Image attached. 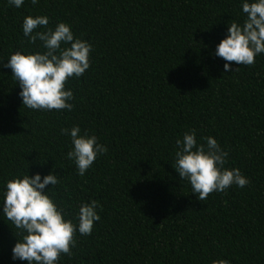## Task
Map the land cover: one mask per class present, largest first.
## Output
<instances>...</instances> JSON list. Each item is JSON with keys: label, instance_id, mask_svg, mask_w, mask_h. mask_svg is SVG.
<instances>
[{"label": "trees", "instance_id": "1", "mask_svg": "<svg viewBox=\"0 0 264 264\" xmlns=\"http://www.w3.org/2000/svg\"><path fill=\"white\" fill-rule=\"evenodd\" d=\"M243 2L0 0V62L43 53L23 35L29 15L47 16L53 30L67 23L93 48L90 68L66 84L72 111L24 107L11 69L0 67V264H27L12 259L20 236L3 216L6 183L50 173L59 183L45 191L66 219L78 223L81 204L101 206L92 234L77 231L73 256L58 264H264V54L228 72L215 56L228 25L246 19ZM73 126L108 149L83 176L61 134ZM192 129L198 144L216 139L225 168L250 185L199 201L174 170L176 140Z\"/></svg>", "mask_w": 264, "mask_h": 264}, {"label": "clouds", "instance_id": "2", "mask_svg": "<svg viewBox=\"0 0 264 264\" xmlns=\"http://www.w3.org/2000/svg\"><path fill=\"white\" fill-rule=\"evenodd\" d=\"M9 5L20 8L24 0H8ZM36 5L38 0H31ZM246 19L242 24L231 22L227 36L216 46L215 56L222 58L224 71H231L230 64L254 66L255 58L264 54V0L242 3ZM47 16H26L23 20V35L29 44L42 43L43 53L22 54L17 51L7 63L0 67L10 68L13 79L21 91L22 105L36 111L67 110L74 105L73 92L66 90L71 78L81 77L91 64L92 45L74 36L70 25L59 22L55 29L49 28ZM38 28L45 29L37 31ZM62 45H70L62 47ZM234 71H239L237 67ZM61 134H70L72 150L67 159L74 161L78 174L83 176L99 155L108 152L106 146L97 142L95 135L81 133L79 126L61 129ZM206 144H198L196 130L192 129L177 139L175 168L181 180L190 183L192 193L199 201L210 194L227 190L233 185L244 188L250 185L239 169H227L228 151L221 148L213 137H202ZM59 179L55 174L41 178L39 174H27L13 178L6 183L3 193V216L18 230L17 240L12 248V259L26 261L27 264H58L62 255L73 256L77 231L89 236L100 220L97 209L101 206L93 200L79 206L78 223L65 218L63 208L45 191L47 186H55ZM212 264H229L228 260H214Z\"/></svg>", "mask_w": 264, "mask_h": 264}]
</instances>
